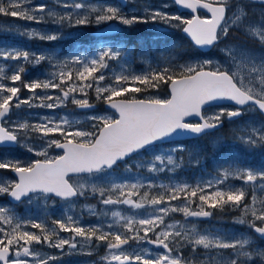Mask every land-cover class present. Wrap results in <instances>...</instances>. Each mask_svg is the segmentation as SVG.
<instances>
[{
  "label": "snow or ice",
  "instance_id": "6c2138e0",
  "mask_svg": "<svg viewBox=\"0 0 264 264\" xmlns=\"http://www.w3.org/2000/svg\"><path fill=\"white\" fill-rule=\"evenodd\" d=\"M174 3L191 10V18L185 19L181 15L170 14L166 10L167 4L160 8L144 5L125 13L123 9L128 7L127 0H120L118 4L100 0L96 3L89 0H72L71 3L65 2L61 5L63 13L43 3L31 6L30 0H0V14L37 24L45 22L46 19L61 25L67 21L72 26L93 22L100 25L114 21L116 23L106 30L115 33L123 32L120 26L131 28L137 24L161 22L168 28L181 29L190 37L192 44L200 49L223 43L228 39L230 32L236 30L243 31L250 39L264 46V9L255 20L252 19L255 12L251 10V5L255 3L264 5V0H174ZM199 9L206 10L210 15L201 16L198 14ZM17 34L46 41L62 38V34H46L37 29L25 30L22 33L17 30ZM72 36L73 34L69 33V38ZM96 39L100 40L99 37ZM133 51L124 39L101 42L99 50L91 55L81 54L79 49H76V54L62 61L57 59L54 50H0V57L5 59L23 60L33 67L48 62L53 68L59 69L50 73L49 79L23 83V87L33 96L20 100L15 105L12 101L14 98L19 100L20 88L7 87L0 82V121H3L13 107L30 104L33 97L40 101L39 104L32 105L37 107L52 109L71 98L72 103L81 109L92 108L94 106L87 99L89 89H94L97 100L102 99L116 113L88 117L92 122L90 131L74 127L80 122L69 120L67 117H43L41 123L35 124H29L27 121L13 122L11 127H6L4 122H0V146L20 145L43 157L27 164L8 160L0 162V169H9L16 174L14 180L0 178V195L6 194L15 201L26 198L31 204L34 197L38 199L43 196L46 202L53 195L69 202L73 198L86 196L90 191L93 195L98 193L100 203L105 206L127 205L131 209H144L149 205L153 208L145 218L139 219L135 214L124 215L120 210H110L112 223L106 226L99 221L96 224L82 225L79 219L71 215L66 219L53 221L59 231L72 233L71 239H64L59 237V231L55 227L49 228L43 221L38 223L33 220H17L13 225V216L8 214L10 210L0 205V221L12 225L10 232L0 227V264H49V260L53 258L41 257L40 253L33 249V244L47 243L58 249L67 245L70 249H76V237L84 241V244L80 245L81 248L90 246L93 239L106 244L108 254L101 260L107 264H185L181 255H172L174 249L170 247L172 244L181 243L189 245L193 253L198 247H202L206 250V257L215 253L210 258L202 259L200 264H264V248L255 243L252 234L222 233L215 229L201 232L190 221V227L179 221L165 223V217L170 213L181 212L186 218H199L212 216L210 209L238 208L241 216L234 222L247 225L252 233L264 240V200L259 201L258 207L255 195L258 189L264 190V168L223 169L215 181L219 187L207 194L205 189L213 188L211 182H205L203 187L200 184L191 186L187 183L160 185L159 188L163 191L150 196L148 191L141 194L139 190L156 187L151 182L145 185L137 178L135 183H116L110 177L111 171L119 162L141 150L149 149L158 141L211 136L213 130L222 126V118L225 116L231 119L250 110L264 113V55L257 56L243 46L229 44L221 49L233 65L249 69L247 82L238 71L230 72V69L224 68L219 61L205 59L179 64L176 57H169L166 67L141 75H125L121 72L115 75L112 83L100 86V82L106 79L101 70L109 67L108 62L130 59ZM70 65L77 66L75 72ZM213 65L214 70H205ZM177 68L179 71L174 70ZM26 71L27 69L20 65L7 79L12 82L21 81V76ZM2 73L3 69L0 68V74ZM136 83L142 86H131ZM162 85L170 90L167 97L152 95L141 99L135 95L126 96L127 93L158 90ZM37 89H59L61 95L40 96L36 94ZM76 93L85 98H76ZM224 101L229 103L228 107L221 103ZM214 103L219 107V111L205 115V106ZM189 117H197L198 120L191 122L186 119ZM245 132V135L239 137L245 146L264 147V124ZM29 133L37 134L42 141L39 150L35 145L28 143ZM53 134H58L62 139H50ZM53 148L60 149L62 154L49 156V150ZM182 151H185L184 145L179 144L168 154L155 155L154 161L164 164L166 160L168 165L173 166L169 169L171 171L180 166L174 153ZM130 170V167L125 169ZM148 171L154 173L163 171V168L158 167L155 162H150ZM72 174H87V177L84 182L73 183ZM229 178L241 180L242 185L225 186V181ZM90 179L106 181L108 186L101 187L97 183H90ZM249 188L252 197L250 202L245 203ZM182 196V205L171 204V201L180 200ZM197 196L199 203L196 204V210H193L192 205L196 203ZM87 207L93 215L109 216L107 211L96 213L94 206ZM29 224L32 228L39 229L41 234L22 230L24 225ZM149 232H154L156 238L149 239ZM130 241H135L138 245L147 241L162 247L165 252L150 258L139 251L127 252L125 246L129 245ZM227 249L232 251L225 256L222 250ZM13 252L15 259L11 257ZM22 256L32 257L33 260L30 262L21 258ZM187 264H195V260H190Z\"/></svg>",
  "mask_w": 264,
  "mask_h": 264
},
{
  "label": "rangeland",
  "instance_id": "374dc122",
  "mask_svg": "<svg viewBox=\"0 0 264 264\" xmlns=\"http://www.w3.org/2000/svg\"><path fill=\"white\" fill-rule=\"evenodd\" d=\"M65 2L71 3L72 0H30L31 6L39 5L41 3L46 4L49 8H55L57 11L63 13L64 9L61 7ZM79 2V0H77ZM89 2L96 3L97 0H89ZM100 2H107L118 4L111 0H100ZM128 7L124 8L123 11L128 13L136 8H142L144 5H152L155 7H162L164 4L168 5L166 9L170 14L173 15H181L183 18H187L186 15L179 12L177 9L173 8V2L170 1H159V0H129ZM264 8V7H262ZM251 10L255 12V15L252 16V19H257L259 13L262 9H259L258 6H251ZM190 17V16H189ZM116 22H104L100 25H95L94 34L97 35H105L111 34L115 32H109L106 29ZM178 23V22H174ZM139 27L138 31L140 35L135 36L134 39L128 41V46L130 49H134L131 59L127 60H119V61H109V67L106 69L101 70L102 73L106 74V79L100 82V86H105L108 83H112L114 81V77L117 74L123 72L125 75H141L146 72L152 70H158L159 68L166 67V60L169 57H176V61L179 64H184L185 62L195 63L196 61H202L205 59H210L213 61H219L220 65L224 68H229L230 72H239L240 76H244L247 82L248 78V71L247 67L240 66L239 68L236 65H233L229 60L228 56H226L220 48L221 56L212 55L207 57H194L190 60L183 59L182 54L175 50V46L177 44L176 36H178L180 29L175 28H168L161 22L148 23V24H137L133 25V27ZM125 27V26H120ZM128 27V26H126ZM30 29H37L38 31L44 32L46 34H57L61 35L62 38L55 40V41H46V40H39V39H30L27 36L17 34V30L19 32H24L25 30ZM126 30V29H125ZM123 30V33H125ZM147 31H154L152 32V36L156 37L159 36L157 39L151 37L146 39V35L148 34ZM178 32V33H177ZM241 35L248 37L243 31H238ZM69 33L73 34L72 39L77 40L82 34L85 35L87 31L85 30L83 25L79 26H72L67 21H65L62 25L56 24L51 22V20H45L43 23H35L33 21H26L22 20L18 17H12L10 15H2L0 14V50L3 49H11V48H19L21 50L32 51V52H39V50H54L57 54L58 60H64L66 58H70L73 54H76V49H79L81 54H89L95 53L99 50V43L93 45L92 47H83L81 48V44H78V41H66L69 39ZM119 34V33H118ZM167 34V35H166ZM121 39L128 40L127 36H120ZM249 38V37H248ZM102 39V37H100ZM116 41V40H114ZM70 42V43H69ZM112 42V41H110ZM257 43L250 42V41H233L229 42V45L233 46H243L245 49L250 50L253 54L257 56L264 55V46H261L258 41ZM69 43V44H68ZM254 43V44H253ZM68 44V45H67ZM141 48H143V54H141ZM87 50V52H85ZM219 50V48L217 49ZM212 52V51H210ZM187 60V61H184ZM55 63V61H53ZM24 66L27 71L23 73L25 77L30 80V83L33 81H43L50 78V73L59 71L57 68H53L51 64L48 62H42L41 65L38 67H33L30 64H27L23 60L14 61L11 59H5L0 57V68L3 69V73L0 74V82L4 83L7 87H19L20 92L18 94L19 100L16 98L13 99L12 104L15 105L19 103L20 100L28 99L32 97L33 94L29 92L27 89L23 87L21 81L12 82L10 79H7L12 74H14L15 69L18 66ZM73 72H75L77 66L70 65ZM211 70H214L215 65L212 67H207ZM64 71H68V69H64ZM99 74V73H98ZM97 74V75H98ZM110 74V75H109ZM10 82V83H9ZM134 85V84H133ZM163 86V85H162ZM161 86V88H162ZM161 88L158 90H151L149 92L143 93L142 98L146 96L152 95H159L162 98L167 97L168 94H163ZM94 94V89H89ZM7 94V93H4ZM36 94L40 96H53L57 97L61 95L59 89H37ZM76 98L81 99L85 98L82 94L76 93ZM132 95H135L132 93ZM131 95V96H132ZM88 97L89 103L91 105H95V98ZM130 96V97H131ZM136 96V95H135ZM137 97V96H136ZM40 101L36 100L35 97L32 98L30 104H21L20 107H13L10 115L7 117L4 124L6 127H11L13 122H31L32 124L41 123V118L48 117V118H58V117H67L69 120H78L80 122L79 125H75L74 127H79L81 130L90 131L91 129V121L88 119L90 116H101V115H115L109 110H104L99 107H92L88 109H81L77 107L75 104L72 103L71 98L65 101L64 104L49 109L46 107H37L32 105L39 104ZM219 111V108L216 110L207 113L206 115H211L215 112ZM245 117H235L230 122V126H228V130L234 132L235 137L237 140L227 141L231 143V145H224L223 140L220 138V132L217 131L209 136V142H211L214 146V158L210 162L209 168L205 164V159L203 156L199 155L200 151V141H192L187 144H183L185 151L174 153L176 160L179 162V167L173 168V170L169 171L170 168L173 166L168 165L167 161L165 160L164 164H161L159 161H154V156L159 155L161 153L168 154L170 150L177 147L179 144L172 145V146H161V147H151L147 153H141L137 157L131 158L130 160L122 163V165H117L111 171L110 177L116 183H135L137 178H140L141 181L147 185L149 182L156 185L154 188H141L139 191L143 194L144 191H148L149 195H156L163 189L159 188L160 185H169L166 180V174H174L175 169L177 168H187L191 166H198L201 165L202 169L199 175L196 177L195 182L200 184L201 187L204 186L205 182H211L213 184V188H206L215 190L216 187L219 185L215 184V181L219 178L218 174L223 170L231 167H241V168H252V169H260L264 168V158H260L255 160L254 157H246L245 153L248 151H253L255 148H249L245 146L241 140L239 139L240 136L246 134L245 130L250 131L252 127L259 128L262 124H264V118L257 112V110H250L244 112ZM227 117V116H226ZM71 130V129H69ZM34 137L28 140V143L33 144L39 150L42 141L38 137L37 134H33ZM50 139H60L56 134H53L49 137ZM21 143L23 144L24 141L22 140ZM59 152L56 151L54 148L49 150V156L58 155ZM201 156V157H200ZM195 157V158H192ZM35 159H43V157L37 156L34 152H30L27 148L22 147L20 145H16L13 148L1 147L0 148V162L2 161H19L22 164L30 163L32 160ZM197 160L199 161L197 163ZM150 162H155L158 167L163 168V171L158 172H149L148 171V164ZM206 165V166H205ZM130 167V171H125L126 168ZM87 175L81 176H72L73 183L77 182H84V179ZM0 178H5L8 180L16 179L13 176L9 169H0ZM90 183H97L101 187H107L108 184L106 181H96L95 179H90ZM172 184L178 183L174 179L171 181ZM188 184V183H187ZM227 185H235L240 187L242 185V181L235 178H229L225 181V186ZM127 191V189L125 190ZM247 199H245V203L250 202L252 197V191L249 188L247 190ZM257 197L259 207V201L264 200V190H257L255 193ZM91 199V200H90ZM100 196L99 194H91L90 191L86 193V196L82 197V200L79 199H72L69 202H65L64 200L56 199V197L51 196L46 202L43 196L37 198H33L32 203L29 204L28 200L25 198L19 203L15 204L8 200L6 194L0 195V205L4 206L5 208L9 209V215L13 216V225L17 222V220H33L35 222H45L49 228L55 227L57 231H59L58 226L54 225L52 222L58 219H66L67 216L71 215L74 218L79 219L82 225L88 224H96L98 221L105 226L109 223H112V218L110 216V210H120L123 212L124 215H136L137 219L145 218L148 214L153 211L152 206L146 205L144 209H131L127 205H119V206H105L100 203ZM133 199H138V197H133ZM184 203V199L171 201L172 205H182ZM87 206H94L96 213L101 212H109V216L103 217L100 215H93L92 212L89 211ZM193 208V205H192ZM196 210V207L193 208ZM241 216V211L237 216L232 217L231 224H223L217 225L215 224L214 220L206 221V222H198L193 220H188L183 213L175 212L170 213L168 217H165V223H173L179 221L186 226H189V221L194 223L198 230L201 232L208 231V230H219L222 233H232L235 232L239 233H249L247 225H241L235 223L234 221L236 218ZM232 224H236L235 226ZM0 227H3L6 231H11L12 225L4 224L0 221ZM22 230H27L30 232H35L36 234L40 235L41 232L39 229H34L31 225H24ZM107 227H105V231H107ZM250 234V233H249ZM143 235V232H141ZM153 236L154 239L155 233L149 232L148 237ZM59 237L64 239H71L72 233L59 231ZM254 237V236H253ZM255 239V237H254ZM256 242V239H255ZM77 248L70 249L67 245L63 249H58L50 244L42 243V244H33V249L38 251L43 258L51 257L53 259L49 260V264H107L106 261H102L101 258L108 254V250L106 248V244L98 242L99 250L102 248L101 253H98L96 249V242L95 239L91 242L90 246H85L83 248L80 247L81 244H84V241L76 237ZM182 244V245H181ZM172 244L170 247L174 249L172 255L175 256L177 254L183 257L185 264H187L190 260H195V264H200L202 259L210 258L211 255L215 253H210L206 257L204 250L201 247L199 252H191L190 255H183L185 252L181 251L180 249L186 248L187 244ZM127 252L139 251L147 258H150L154 255L163 254L164 250L162 248H155L152 246L151 243L145 241L140 243L139 245L135 241H130L129 245L125 246ZM147 249L148 251L145 252L144 250ZM231 249L222 250L223 254L227 256L231 253ZM91 252L92 254L89 255L88 253ZM190 253V252H189ZM11 257L15 259L14 252L12 253ZM26 258L30 262L33 260L32 257H21Z\"/></svg>",
  "mask_w": 264,
  "mask_h": 264
},
{
  "label": "trees",
  "instance_id": "16d2710c",
  "mask_svg": "<svg viewBox=\"0 0 264 264\" xmlns=\"http://www.w3.org/2000/svg\"><path fill=\"white\" fill-rule=\"evenodd\" d=\"M95 25L96 24L94 22L90 23L88 25H83L85 30L87 31V33L85 35L82 34L80 37H78L77 40H73V39H70V40L78 41L79 42L78 44H81L82 45L81 48H83L85 46L92 47L93 45H95V44H97L99 42H110V41H114V40H120L121 39L120 36H127L128 37L127 41H129L131 39H134L135 36L139 35L138 34V28L137 27H133V26H131V28L126 27V26L122 27L123 30L126 29L125 33L122 32V33H119V34L118 33H111V34H105V35H97V34H94ZM97 37H99V38L102 37V39L97 41V39H96ZM146 37H147V35H146ZM131 41H133V40H131ZM184 43H186L185 40H184ZM188 47H189V49H187V52L189 50L188 54L195 55L198 52L196 50V48L193 47L190 43H189ZM174 70L175 71H179L177 69H174ZM105 76H106V74H105ZM21 83L22 84L23 83H30V80H28L25 77L21 76ZM131 86L132 87H141L142 85H140L139 83H136V84L131 85ZM149 91H151V89L148 90V92ZM161 91L163 93H167V87L166 86H162ZM134 94L137 95L138 97H140L143 93H134ZM87 95H88V97L93 98L94 95H96V93L94 92V94H93L92 91H89L87 93ZM131 95H132V93H131ZM126 96L129 97L130 93H127ZM95 98H96V96H95ZM103 102L104 101L102 99L101 100H97V98H96L94 106L102 108ZM28 123L32 124L31 122H28ZM222 132H223V134H221L220 136H221V139L223 140V143L225 142L224 145L233 146L231 143H233L234 140H237V138L234 135V132H232L231 130H228V129L227 130L222 129ZM56 136L61 138L58 134H56ZM29 137L32 138L33 135L31 133H29ZM205 138H207V137H205ZM205 138L202 137V138L199 139V141L201 143L200 155L203 156V158L205 159V164L208 166L207 168H209V166H210L209 163L213 159V156L215 155V152L213 151V147L211 146V144L209 142V139H205ZM230 140L232 142L228 143L227 141H230ZM263 153H264V147H257L253 151L246 152L245 156L246 157H254V156H260ZM190 168L191 169H189V168H177L175 177L177 178V180L180 183H184L186 180H188V181H191V183L189 185L195 186V185H197V183L194 181V177L198 175L199 166H193V167H190ZM187 169H189V170H187ZM166 178L168 180V183L172 184L171 181H170V175L167 174ZM211 191H213V190L205 189L206 194L210 193ZM247 196H248V194L246 195L245 199H247ZM181 199H183V196L181 197ZM198 203H199V201H198V196H197L196 203L193 204V206H194L193 208H195L196 204H198ZM211 211L213 212L212 217L214 219H218L221 222L224 221V223H225L230 217L237 216L239 214L240 209L232 208V207H225L224 209H219V208L211 209ZM259 242H261V241H259ZM259 247H261V246L259 245ZM180 250L185 252L183 255H190L191 252H193L192 248L190 246H187L186 248L180 249ZM200 250H201V247H198L196 249L197 252H199Z\"/></svg>",
  "mask_w": 264,
  "mask_h": 264
},
{
  "label": "flooded vegetation",
  "instance_id": "af4514ba",
  "mask_svg": "<svg viewBox=\"0 0 264 264\" xmlns=\"http://www.w3.org/2000/svg\"><path fill=\"white\" fill-rule=\"evenodd\" d=\"M173 5H174L173 8H174V9H177L175 3H173ZM251 6H258L259 9H264V8H262V7H264V5H260L259 3H255V4L251 5ZM177 10H178V9H177ZM178 11L181 12L182 14L186 15V16H187L186 19L191 18L192 12H189V11H180V10H178ZM198 14H200L201 16L206 15V13H204V12H200V11H198ZM189 16H190V17H189ZM232 32H235V33L237 34V36H234V35L232 34ZM232 38H233L232 41H239V40H242V41H248V39H246L245 36L241 35L238 31L233 30V31L230 32L228 39L225 40L223 43H225V42H226V43H227V42H231V41H229V40H231ZM223 43H219V44H217V46H219V45H221V44H223ZM185 47L188 48L187 46H185ZM206 55L208 56V55H210V53H206ZM211 55H212V53H211ZM225 107H228V106H225ZM216 108H219V107H211V108H208V109L205 110V113H210L211 111L215 110ZM239 117H240V116H239ZM222 119H223V125H227V123H228V119H227V117L225 116V117H223ZM54 197H55V196H54ZM56 199H60V198H57V197H56ZM75 199H76V198H75ZM77 199L81 200L82 197H77ZM23 200H24V199H23ZM60 200H62V199H60ZM19 204H20V203H19ZM152 237H153V236H152ZM153 238H154V237H153ZM149 239H151V237H149ZM95 242H96V244H98L96 240H95ZM99 246H102V247H104V246H103V245H99V244L96 245V249L98 250V253H101V254H102V253H103V252H101L102 248L99 250Z\"/></svg>",
  "mask_w": 264,
  "mask_h": 264
},
{
  "label": "water",
  "instance_id": "95a60500",
  "mask_svg": "<svg viewBox=\"0 0 264 264\" xmlns=\"http://www.w3.org/2000/svg\"><path fill=\"white\" fill-rule=\"evenodd\" d=\"M117 1H120V0H117ZM181 10H186V11H189V12H191V10H189V9H185V8H183V7H181V6H179V5H177ZM199 10H202V11H204V12H206V10H203V9H199ZM209 15H210V13H208ZM186 37H188L185 33H183ZM189 39H190V37H188ZM200 49V48H199ZM210 48H207V49H200V50H202V51H206V50H209ZM205 70H208V71H211V70H209V69H205ZM167 89H168V93H169V95H170V90H169V88L167 87ZM221 103H223V104H229L227 101H224V102H221ZM212 105H217L216 103H214V104H212ZM104 106L106 107V108H108V109H110V110H112V111H114L115 112V110L114 109H111L107 104H106V102H105V104H104ZM208 106H210V105H207V106H205V107H208ZM259 111V110H258ZM260 112V111H259ZM261 113V112H260ZM261 114H263L264 115V113H261ZM186 119H188V120H193V121H197L198 120V118L197 117H189V118H186ZM1 122V121H0ZM183 139H188V138H185V137H180V138H173V139H171V140H165V141H158V142H156V143H161V142H168V141H174V140H183ZM6 146H8V145H6ZM10 146H15V144H13V145H10ZM60 150V149H59ZM12 172V171H11ZM12 174L16 177V174L15 173H13L12 172ZM72 175H75V174H72ZM8 198H9V200L10 201H12V202H14V203H16V202H19V201H15L13 198H11L10 196H8ZM23 199V198H22ZM208 217H199V218H197V217H188V219H194V220H205V219H207Z\"/></svg>",
  "mask_w": 264,
  "mask_h": 264
},
{
  "label": "bare ground",
  "instance_id": "6f19581e",
  "mask_svg": "<svg viewBox=\"0 0 264 264\" xmlns=\"http://www.w3.org/2000/svg\"><path fill=\"white\" fill-rule=\"evenodd\" d=\"M254 44V43H253Z\"/></svg>",
  "mask_w": 264,
  "mask_h": 264
}]
</instances>
